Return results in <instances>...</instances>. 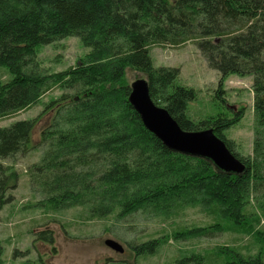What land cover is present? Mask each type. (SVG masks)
<instances>
[{"label": "trees", "instance_id": "16d2710c", "mask_svg": "<svg viewBox=\"0 0 264 264\" xmlns=\"http://www.w3.org/2000/svg\"><path fill=\"white\" fill-rule=\"evenodd\" d=\"M67 36L78 37L89 51L74 66L42 72L37 47ZM189 41L219 73L216 97L222 102L225 76H251L252 155H240L224 135L242 110L194 120L187 113L194 88L177 81V67H154L151 45ZM0 66L10 75L0 83V118L25 109L53 87L63 90L47 105H58L41 134L47 148L27 169L30 187L44 196L42 205L83 206L90 217L104 218L144 210L169 215L199 202L242 232L253 230L245 206L264 180V0H0ZM127 69L145 77L152 100L183 130L212 128L245 170L226 172L208 158L165 145L130 103ZM34 123L35 118L21 119L0 127V159L29 150ZM15 180L16 173L0 164V210L11 201ZM225 227L216 222L172 234L174 239L210 235ZM38 237L52 242L49 230ZM163 240L130 248L136 256L155 254ZM1 255L0 244V264ZM172 264H264V253L244 255L233 246H217Z\"/></svg>", "mask_w": 264, "mask_h": 264}, {"label": "rangeland", "instance_id": "374dc122", "mask_svg": "<svg viewBox=\"0 0 264 264\" xmlns=\"http://www.w3.org/2000/svg\"><path fill=\"white\" fill-rule=\"evenodd\" d=\"M89 51L76 36H67L50 44L37 47L36 62L44 73L62 71L74 66ZM154 67L171 66L179 69L177 81L193 87L196 98L188 103L187 113L194 120L225 113L229 117L238 110L241 119L224 133L242 156L253 153L254 112L252 78L234 73L225 76L221 90L225 102L216 97L219 73L208 67L196 43L189 41L180 46L154 44L150 46ZM126 77L133 82L145 77L127 69ZM10 78L6 68L0 66V83ZM63 90L53 87L35 103L23 110L0 118V127L21 119H34L29 150L12 158L0 159V164L16 173L10 202L0 210L1 264H172L190 252L206 253L217 246H233L242 254L264 253V180L251 192L246 203V219L253 230L242 232L221 219L201 203L185 204L169 215L154 211H138L123 217L113 213L104 218L90 217L83 206L52 209L42 205L43 195L29 184L27 169L39 162L47 143H42V131L56 114L58 105L47 108ZM264 172V169H263ZM220 222L223 229L210 235L181 236L174 239L173 232L180 229L201 228ZM49 230L52 242L38 237ZM162 237L163 243L155 254L136 256L130 246L152 238ZM119 242L124 248L117 252L107 247L106 239ZM17 254L14 256V251Z\"/></svg>", "mask_w": 264, "mask_h": 264}, {"label": "water", "instance_id": "95a60500", "mask_svg": "<svg viewBox=\"0 0 264 264\" xmlns=\"http://www.w3.org/2000/svg\"><path fill=\"white\" fill-rule=\"evenodd\" d=\"M130 88L129 101L144 126L169 148L208 158L226 172L239 174L245 170V164L215 135L212 128L183 130L166 108L152 100L146 79H135ZM104 243L112 250L124 251L122 245L113 239L108 238Z\"/></svg>", "mask_w": 264, "mask_h": 264}]
</instances>
